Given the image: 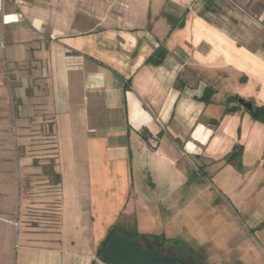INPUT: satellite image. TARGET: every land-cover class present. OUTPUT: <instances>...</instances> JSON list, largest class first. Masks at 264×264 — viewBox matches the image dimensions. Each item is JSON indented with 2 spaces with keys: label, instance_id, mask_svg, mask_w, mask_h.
Segmentation results:
<instances>
[{
  "label": "crops",
  "instance_id": "0c3cea01",
  "mask_svg": "<svg viewBox=\"0 0 264 264\" xmlns=\"http://www.w3.org/2000/svg\"><path fill=\"white\" fill-rule=\"evenodd\" d=\"M15 1L0 12V264H105L113 228L200 264H264V124L225 114L233 97L264 106L257 0Z\"/></svg>",
  "mask_w": 264,
  "mask_h": 264
},
{
  "label": "water",
  "instance_id": "95a60500",
  "mask_svg": "<svg viewBox=\"0 0 264 264\" xmlns=\"http://www.w3.org/2000/svg\"><path fill=\"white\" fill-rule=\"evenodd\" d=\"M243 108L252 109L251 103L240 101ZM106 264H190L185 255L165 253L160 248L135 238L114 232L100 253Z\"/></svg>",
  "mask_w": 264,
  "mask_h": 264
},
{
  "label": "trees",
  "instance_id": "16d2710c",
  "mask_svg": "<svg viewBox=\"0 0 264 264\" xmlns=\"http://www.w3.org/2000/svg\"><path fill=\"white\" fill-rule=\"evenodd\" d=\"M163 54H164V51L163 50L158 51L157 52L158 58H161L163 56ZM211 95H212V92L210 90H205L204 93H203V96L201 97V101L204 102L205 104L208 103ZM240 101L241 100L239 98H237V97L229 98L227 100V102H226L227 103V107L225 109V114H230V113H233V112L237 111L242 106V104L240 103ZM230 103H235L236 104V107H230V106H228ZM244 111L249 114V116L251 117L252 120L264 124V106H253L252 105V109L251 110L244 109ZM144 136H145V134L143 132L142 133V137L144 138ZM236 150H237V152L233 153L231 156H229L227 158L228 161H232L233 159L238 158V155H239L240 150L238 148H236ZM114 232H117V230L115 228L111 229V231L108 233V235L105 238V240L101 243L99 250L97 251V254L96 255H97V258L100 261H101V258H100L101 250L105 246V244H106L107 240L109 239V237ZM135 239H137V238H135ZM144 243L150 244V245L155 246V247L160 248V249L162 248L161 246H159L158 244H155V243H149V242H144ZM178 255H181V254H178ZM185 256H187L188 258L190 257L189 258V260L191 259L190 264H200L199 261H198V259L193 255V253L191 251H187L186 254H185ZM192 259H194L193 263H191L192 262Z\"/></svg>",
  "mask_w": 264,
  "mask_h": 264
},
{
  "label": "rangeland",
  "instance_id": "374dc122",
  "mask_svg": "<svg viewBox=\"0 0 264 264\" xmlns=\"http://www.w3.org/2000/svg\"><path fill=\"white\" fill-rule=\"evenodd\" d=\"M262 9H264V0H257V2L254 3V10H255V12L260 11ZM205 221H206V226H207L206 229L209 230L210 232H212L211 235H213V239H214L215 238L214 235H216L219 232V229L220 230H222V229L219 226L215 225V227L213 228V230H211V227L209 225V222H210L209 219L205 218ZM205 221H204V223H205ZM157 239H159V238H157ZM159 241H162L163 242V244H161V247H162L161 250H163V252H165V253H171V252H173V253H176V254H181V255L184 254L185 255L186 252L189 251L187 249L188 246L183 245V244L171 243L168 240H165V238L163 236H160V240ZM197 253H198V251H197ZM199 253H202V252H199ZM193 255L196 256V252H193ZM97 260H99V259L97 258ZM190 261H191V259H190ZM193 261H194V259H192V262L191 263H193Z\"/></svg>",
  "mask_w": 264,
  "mask_h": 264
},
{
  "label": "built area",
  "instance_id": "2783aa9c",
  "mask_svg": "<svg viewBox=\"0 0 264 264\" xmlns=\"http://www.w3.org/2000/svg\"><path fill=\"white\" fill-rule=\"evenodd\" d=\"M5 1H9V0H0V12L2 11V5ZM16 3H20V1L16 0Z\"/></svg>",
  "mask_w": 264,
  "mask_h": 264
}]
</instances>
